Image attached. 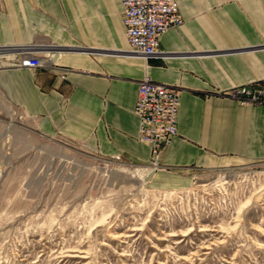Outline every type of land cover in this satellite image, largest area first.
<instances>
[{"label": "crops", "instance_id": "1", "mask_svg": "<svg viewBox=\"0 0 264 264\" xmlns=\"http://www.w3.org/2000/svg\"><path fill=\"white\" fill-rule=\"evenodd\" d=\"M176 2L182 23L160 37L159 57L141 60L130 56L119 0H0L1 92L41 134L145 164L151 152L133 107L147 75L179 93L157 184H186L228 160H264V105L223 95L244 84L264 89V0ZM24 49L44 66H18Z\"/></svg>", "mask_w": 264, "mask_h": 264}, {"label": "rangeland", "instance_id": "2", "mask_svg": "<svg viewBox=\"0 0 264 264\" xmlns=\"http://www.w3.org/2000/svg\"><path fill=\"white\" fill-rule=\"evenodd\" d=\"M151 161L43 135L0 90V264H264V160L178 186Z\"/></svg>", "mask_w": 264, "mask_h": 264}, {"label": "built area", "instance_id": "3", "mask_svg": "<svg viewBox=\"0 0 264 264\" xmlns=\"http://www.w3.org/2000/svg\"><path fill=\"white\" fill-rule=\"evenodd\" d=\"M119 2L130 56L143 60L159 57L160 37L183 21L176 0ZM44 63L33 50L20 51L16 59L18 66L26 68H41ZM178 94L177 88L147 75L138 82L133 113L138 120V139L149 146L152 164L159 162L161 150L177 134ZM223 95L242 105H264V89L249 84L230 88Z\"/></svg>", "mask_w": 264, "mask_h": 264}, {"label": "bare ground", "instance_id": "4", "mask_svg": "<svg viewBox=\"0 0 264 264\" xmlns=\"http://www.w3.org/2000/svg\"><path fill=\"white\" fill-rule=\"evenodd\" d=\"M131 58H138V57H135V56H131ZM139 59H141V58H139ZM141 60H143V59H141Z\"/></svg>", "mask_w": 264, "mask_h": 264}]
</instances>
